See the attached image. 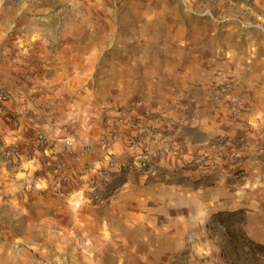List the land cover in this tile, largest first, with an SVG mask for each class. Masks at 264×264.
I'll return each instance as SVG.
<instances>
[{
    "label": "crops",
    "instance_id": "crops-1",
    "mask_svg": "<svg viewBox=\"0 0 264 264\" xmlns=\"http://www.w3.org/2000/svg\"><path fill=\"white\" fill-rule=\"evenodd\" d=\"M53 28L65 31L69 25ZM75 36L66 32L50 40L0 39V45L14 47L0 55V90L8 96L0 110V140L17 142L22 153L12 166L0 162L2 192L18 196L35 177L41 194L38 211L44 215L62 209V218L72 221L85 219L92 207H104L128 234L132 255L213 253L223 249L222 242L210 240L215 230L220 240L228 239L227 233H232L228 224L236 217L238 237L252 241L251 248L264 246V86L239 89L242 99L236 105L224 89L213 104L204 103L201 89H207L206 94L214 90L213 76L183 72L176 61L164 57L136 56L127 39ZM176 93L192 97L198 107L195 122L179 125L186 115ZM133 101L140 103L130 112ZM146 112L158 117L159 126L172 119L183 130L186 137L179 141V155L160 158L154 176L110 169L104 204L86 203L87 184L77 186L73 176L62 183L51 159L30 142L34 132L53 139L56 144L48 155L61 150L66 139L73 141L75 150L87 144L84 164L105 168L103 141L110 126L119 116L140 119L136 128L121 126V138L107 149L126 155L132 149L129 139L145 123ZM242 134L246 147L230 143L225 148L237 159L233 166L217 173L207 168L201 182L187 179L195 176L189 163L196 152L213 155L218 135L236 139ZM142 149L138 144L137 150ZM78 173L85 179L90 176L81 169ZM61 185L63 192L57 194ZM2 202L19 211L31 205L9 197Z\"/></svg>",
    "mask_w": 264,
    "mask_h": 264
},
{
    "label": "rangeland",
    "instance_id": "rangeland-1",
    "mask_svg": "<svg viewBox=\"0 0 264 264\" xmlns=\"http://www.w3.org/2000/svg\"><path fill=\"white\" fill-rule=\"evenodd\" d=\"M62 23L69 29L53 28ZM66 32L84 39H127L136 56L164 57L183 72L211 75L214 90L232 94L234 105L242 99L239 89L264 86V0H0L3 42L50 40ZM13 49L0 45V55ZM2 151L0 140V162L12 166ZM23 190L17 196L0 189V264H264V253L238 237V217L228 224L233 233L226 232L228 239L220 240L215 230L210 240L222 242L223 249L213 253L132 255L128 234L104 207L69 221L62 209L38 211L39 188L32 193L25 184ZM6 197L31 202L30 209L6 206Z\"/></svg>",
    "mask_w": 264,
    "mask_h": 264
},
{
    "label": "built area",
    "instance_id": "built-area-1",
    "mask_svg": "<svg viewBox=\"0 0 264 264\" xmlns=\"http://www.w3.org/2000/svg\"><path fill=\"white\" fill-rule=\"evenodd\" d=\"M221 92L213 90L208 94L205 93L204 103H214ZM177 101L180 105V111L184 112L186 118L179 121V125L184 122H195L197 117L198 107L191 101L190 95L175 94ZM8 96L5 92L0 90V110L3 104L7 101ZM137 103L133 101L130 103L129 111L136 106ZM138 117L133 116H119L115 122L110 126L108 135L104 138L103 148L105 150V160L107 166L105 168H91L84 164V158L88 154L90 148L87 144H81L78 150L74 149V143L72 140H64L63 148L46 154L54 148L56 142L53 139L48 138L41 132H34L30 138L32 146L43 152L44 156L49 157L51 160V166L57 172L62 183L68 181L73 176L75 184L80 186L83 183L87 184V195L84 199L86 203L92 205L104 204L108 200L106 195V185L110 176V169H117L119 171H138L141 174L156 175L157 168L154 166L156 162L162 157H176L179 155L180 139H185V133L179 129V125L172 119H167L162 125L159 124V119L150 112H146L144 117L145 123L143 126L137 128L136 134L133 135L129 141L131 143V151L126 155H115L108 153L107 149L111 144L116 143L121 138V126H128L136 128L139 123ZM13 124H16L15 120ZM179 133V137L176 139L168 138L166 135L170 133ZM162 133V134H161ZM165 135V136H163ZM142 143L143 149L137 150L138 144ZM230 143H236L242 146H247L245 135L242 134L236 139L231 137H217L213 140L215 145L213 148V155H209L203 152H196L190 161L194 175H188V180L194 179L196 182H201L206 176L205 170L209 168L211 172L217 173L226 167H231L236 163L234 155L226 153V146ZM211 144V145H213ZM4 147L5 156L11 160H17L22 155L20 146L17 142H5L2 141ZM152 149V153L150 152ZM78 169L83 171V174L90 175L85 179L79 173ZM38 190L37 179L32 177V181L29 184V191L36 192ZM63 192L62 185L57 188L56 193L61 194Z\"/></svg>",
    "mask_w": 264,
    "mask_h": 264
},
{
    "label": "trees",
    "instance_id": "trees-1",
    "mask_svg": "<svg viewBox=\"0 0 264 264\" xmlns=\"http://www.w3.org/2000/svg\"><path fill=\"white\" fill-rule=\"evenodd\" d=\"M247 241H248L249 244H251V245L253 244L252 241H250V240H247ZM254 249H255V251H257V252L264 253V246H262V245L255 244Z\"/></svg>",
    "mask_w": 264,
    "mask_h": 264
}]
</instances>
